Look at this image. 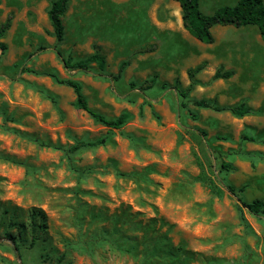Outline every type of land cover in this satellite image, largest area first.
Returning <instances> with one entry per match:
<instances>
[{
    "label": "rangeland",
    "instance_id": "rangeland-1",
    "mask_svg": "<svg viewBox=\"0 0 264 264\" xmlns=\"http://www.w3.org/2000/svg\"><path fill=\"white\" fill-rule=\"evenodd\" d=\"M51 1L0 0V25L10 17L0 37V264H264V217L226 189L264 200L261 110L235 117L181 106L173 86L188 87L181 71L197 52L149 24V12L161 18L162 0H69L57 45ZM145 43L156 47L134 53ZM55 47L73 60L98 51L106 66L65 68ZM20 66L77 80L89 107L107 118L125 112L127 121L108 128L73 104L71 87ZM248 71L243 81L259 80ZM152 76L144 92L130 85ZM213 82L201 69L187 99L239 93L238 84ZM98 138L106 142L54 147Z\"/></svg>",
    "mask_w": 264,
    "mask_h": 264
},
{
    "label": "trees",
    "instance_id": "trees-1",
    "mask_svg": "<svg viewBox=\"0 0 264 264\" xmlns=\"http://www.w3.org/2000/svg\"><path fill=\"white\" fill-rule=\"evenodd\" d=\"M69 0H52L47 9V17L52 27L53 34L56 39V45L59 44L64 37V25L62 22V16L66 10V6ZM181 7V17L184 28L189 32L190 35L196 39L204 42H213V35L211 34L210 28L215 24L221 25H233V26H244V25H255L258 29L259 35L264 40V2L263 0H237L233 5H225L217 8L213 13H203L199 7V0H175ZM10 23V17L8 16L5 21L0 25V37L3 36L4 32L8 28ZM1 47H4L3 45ZM155 49V44L148 43L135 48L134 53L151 52ZM56 55L60 58L63 66L68 69H78L80 71H88L92 65H95L100 71H103L106 66L105 55L94 51L89 55L73 60L69 56H63L58 48H54ZM130 63L129 59L122 60L117 67V72L113 75V79H118L122 70ZM204 64H198L193 68L187 69V76L189 78L188 87L185 89L180 88L178 85H174V89L177 91L179 96L182 98L181 106L186 107L187 103L190 102L199 108H209L215 111H229L235 117H241L251 112V109L244 103L239 102L232 105H219L215 100H209L206 98L199 99H187V95L190 88L194 84V75L203 69ZM20 72H31L35 74H43L53 78L57 83L65 84L72 88L75 94L74 105L77 108L85 110L91 117L96 121L102 123L110 129H118L122 127L128 119V115L125 112L120 113L118 116L113 118H107L104 115L98 113L94 109L88 106L86 98L81 90L80 83L73 78H60L57 73L51 70L37 71L31 67L20 66ZM232 75L231 70H223L221 67L217 68L212 75L213 79L217 78H228ZM156 79L154 76L144 79L141 82H130L132 87L137 88L140 91H146L154 86ZM191 113L192 118L195 115ZM241 139L253 141L255 138L246 134H241ZM106 142V138H98L92 141L84 142L79 141L76 144L67 148L60 146H54L61 148L65 152H74L84 146H97L102 145ZM41 145L51 146L49 143L40 142ZM224 167L228 165L222 162ZM209 188L216 194L219 195L221 190L218 188L213 180H207ZM226 189L237 196V200L240 204L245 207L250 213L260 215L264 217V200L260 198H254L249 202H246L240 198L238 192H242V188L236 189L232 185H226ZM31 229L35 230L39 227V223H35L32 216ZM20 233V231H19ZM19 235V234H18ZM20 236L13 237L12 243L14 248H18V242Z\"/></svg>",
    "mask_w": 264,
    "mask_h": 264
},
{
    "label": "crops",
    "instance_id": "crops-1",
    "mask_svg": "<svg viewBox=\"0 0 264 264\" xmlns=\"http://www.w3.org/2000/svg\"><path fill=\"white\" fill-rule=\"evenodd\" d=\"M236 1L199 0V7L203 13L211 14L217 8L225 5H233ZM162 9L163 12L159 20L152 15L153 12H149L147 18L149 24L153 25L159 31L165 32L170 37H178L182 41L183 46L190 45L197 52L192 51L189 53V56L195 57L196 61L192 65L190 63L184 65L183 71H181L183 79H185V75L187 76V69L189 67H193L202 61L205 63L202 70L205 69L210 76L219 67L223 70H231L232 75L230 77L214 79L213 84H221L226 79L230 83L238 84L233 86H239V93L230 98L221 96L218 99L215 95H211L209 98L215 100L219 105H232L244 102L251 109L250 113L261 110L256 113L255 117H257L258 121H264V63L261 60L260 62H253L256 57H264V40L261 39L257 27L255 25L236 27L233 25L215 24L210 28L211 34L213 35V42L204 43L190 35L184 28L181 7L177 1L162 0ZM252 65L253 67H251ZM245 68L246 71L249 70L247 74L249 78H252V69L259 72V80L255 82L252 79L248 80L242 76V78H245L243 81L241 75L246 72ZM187 83H189V78ZM225 91L228 94L229 89L227 90L226 88ZM213 111L216 112L215 110Z\"/></svg>",
    "mask_w": 264,
    "mask_h": 264
}]
</instances>
